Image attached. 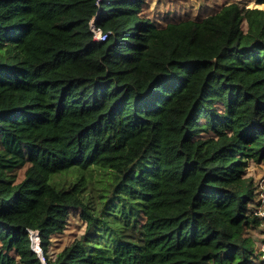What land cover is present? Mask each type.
Here are the masks:
<instances>
[{
    "label": "trees",
    "instance_id": "1",
    "mask_svg": "<svg viewBox=\"0 0 264 264\" xmlns=\"http://www.w3.org/2000/svg\"><path fill=\"white\" fill-rule=\"evenodd\" d=\"M149 8L0 0V264H264V8Z\"/></svg>",
    "mask_w": 264,
    "mask_h": 264
},
{
    "label": "rangeland",
    "instance_id": "2",
    "mask_svg": "<svg viewBox=\"0 0 264 264\" xmlns=\"http://www.w3.org/2000/svg\"><path fill=\"white\" fill-rule=\"evenodd\" d=\"M235 0H149V12L158 18H164L171 15L175 18H195L205 16L219 6L227 4ZM245 7L264 8V2L260 3L256 0H237ZM247 180L252 182V185L257 192V198L260 204L257 205V212L264 209V159L255 161L250 159L246 166ZM92 179L96 180L101 177L97 171H93ZM98 182V181H97ZM261 216V215H260ZM264 218L263 216H261ZM84 231V224L76 215L71 216L70 222L67 223L64 232L59 235L58 239L62 242H67L69 239L78 237ZM252 239L254 240L255 253L261 259H264V221L263 223L251 230ZM50 256L54 259V251H50Z\"/></svg>",
    "mask_w": 264,
    "mask_h": 264
},
{
    "label": "built area",
    "instance_id": "3",
    "mask_svg": "<svg viewBox=\"0 0 264 264\" xmlns=\"http://www.w3.org/2000/svg\"><path fill=\"white\" fill-rule=\"evenodd\" d=\"M90 29L93 32V38L97 41L106 40L109 31H103L100 27H98L95 23V17L90 22ZM260 215L264 217V209L260 212ZM30 236L31 248L37 253V256L41 262V264H52L46 258L43 249L41 247V239H40V231L38 229H27Z\"/></svg>",
    "mask_w": 264,
    "mask_h": 264
}]
</instances>
